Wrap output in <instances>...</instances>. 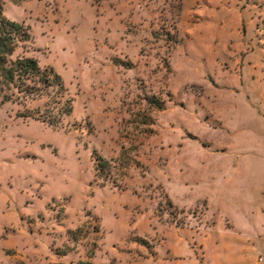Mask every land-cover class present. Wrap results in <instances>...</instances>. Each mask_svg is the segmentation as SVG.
Here are the masks:
<instances>
[{"label": "rangeland", "instance_id": "rangeland-1", "mask_svg": "<svg viewBox=\"0 0 264 264\" xmlns=\"http://www.w3.org/2000/svg\"><path fill=\"white\" fill-rule=\"evenodd\" d=\"M2 1L66 91L0 93V264H264V0Z\"/></svg>", "mask_w": 264, "mask_h": 264}, {"label": "trees", "instance_id": "trees-1", "mask_svg": "<svg viewBox=\"0 0 264 264\" xmlns=\"http://www.w3.org/2000/svg\"><path fill=\"white\" fill-rule=\"evenodd\" d=\"M29 29L4 16L3 1L0 0V93L4 102L11 101L16 93L23 99L35 100L49 94V89L56 88L62 97L65 87L61 77L52 68H42L34 58L13 55L19 42L29 40ZM72 101L64 103L61 99H53L50 115L44 119L52 125L57 124V117L71 115ZM56 106H59L56 108ZM56 111L53 115L52 111ZM97 171L105 163L101 157H97ZM90 264V263H83Z\"/></svg>", "mask_w": 264, "mask_h": 264}, {"label": "crops", "instance_id": "crops-1", "mask_svg": "<svg viewBox=\"0 0 264 264\" xmlns=\"http://www.w3.org/2000/svg\"><path fill=\"white\" fill-rule=\"evenodd\" d=\"M232 228H233V225H232Z\"/></svg>", "mask_w": 264, "mask_h": 264}]
</instances>
